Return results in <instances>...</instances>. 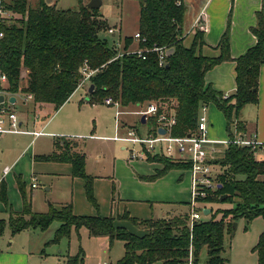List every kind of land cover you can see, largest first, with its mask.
<instances>
[{
  "label": "trees",
  "instance_id": "obj_1",
  "mask_svg": "<svg viewBox=\"0 0 264 264\" xmlns=\"http://www.w3.org/2000/svg\"><path fill=\"white\" fill-rule=\"evenodd\" d=\"M138 1V33L145 39L139 47L173 49L165 67L159 66L155 52L147 53L145 60L130 53L135 41L131 37L124 41L122 56L115 59L119 53L99 36L102 30L108 29L106 21L99 10L89 9L83 0H79V10L57 9L46 0H39L35 8L28 0L4 2V10L19 14L21 18L4 20L0 27L4 35L0 41V70L8 79L2 90L14 95H32L35 108H50L46 119L77 91L84 78L82 70L87 66L96 71L90 80L95 89L88 95L92 105L104 104L108 98L119 101L122 107L161 104L176 115L172 136L186 137L196 132L202 106L213 103L224 114L229 132L236 122L238 132L244 130L241 121L244 108L259 102L260 70L264 66V11L256 14L257 26L251 29L257 44L244 55L236 59L231 57L229 21L218 46L220 55L206 57L201 54L206 45L203 31H197L189 47L184 44L185 0ZM225 61L236 63L237 74V91L227 100L205 81L206 74ZM23 71L27 83L21 88ZM152 122L156 125L157 120ZM58 139L51 155L36 159L70 164L73 177L86 180V195L89 201L95 202L92 179L86 174V155L76 152L71 142L61 138L65 140L63 144ZM148 162L163 165L154 176L143 178L149 182L157 181L174 169L190 168L164 156H149ZM218 163L223 171L217 188L210 190L201 202L207 205L230 203L235 207L220 210V216L214 215L211 207L208 217L196 222L193 228L189 225L188 214L158 221L138 220L125 214L123 220L131 222L140 234L115 225L113 218L74 216L71 205L52 209L48 214H36L31 211L21 185L24 211L16 217L11 216L9 225L14 235L30 229L46 231L58 221L56 242L69 235L73 227L78 230L86 227L93 236L109 237L111 244L115 240L125 243V256L117 264H186L191 250L194 251V264H198L203 249L208 253L206 264H228L224 256L225 236L232 238L235 222L264 219V160H259L251 147L232 142ZM0 198L7 201L4 181L0 184ZM219 217L222 218L217 220ZM229 218L232 222H228ZM3 227L1 223L0 233ZM253 252L257 253L258 264H264V232ZM66 264H84L82 251L77 256H69Z\"/></svg>",
  "mask_w": 264,
  "mask_h": 264
},
{
  "label": "rangeland",
  "instance_id": "obj_2",
  "mask_svg": "<svg viewBox=\"0 0 264 264\" xmlns=\"http://www.w3.org/2000/svg\"><path fill=\"white\" fill-rule=\"evenodd\" d=\"M11 1L4 0L5 4H10ZM83 1L87 5L92 0ZM101 1L102 6L98 10L101 18L106 21L108 29L102 30L99 36L102 40L107 41L110 48L123 52L125 39L134 38L139 31V1ZM28 2L32 8H35L39 0H28ZM53 5L62 10H79L80 8L79 0H54ZM185 5L187 13L184 23V44L189 46L192 35H188L186 31L191 25L189 17L192 16V9L186 2ZM15 18L18 19L21 16L5 10L4 20ZM207 18V16L202 17L201 15L198 24L206 25ZM256 26L257 23L254 27ZM111 30L115 34L110 33ZM194 31L196 34L197 30ZM134 47L132 46V48ZM26 83V74L23 73L20 87H25ZM87 86L79 88L74 93L69 103L64 107L65 110L58 117L55 112H52L45 119L50 113L48 111L47 115L35 122L40 110L30 102H27L30 105L24 106L25 98L21 95L22 93H18L20 94L17 96L18 102L15 106L12 105V110L14 109L13 111L18 117L20 116L19 119L22 117L26 120L20 128L21 132L26 129L30 131L42 130L45 125L43 120L47 122L53 117L51 120V122L54 121L53 125L44 131L48 134L55 133L49 135L59 138L58 141L63 144L65 140L68 143L71 142V146L76 148L74 149L76 152L86 155V174L92 179L95 202L89 201L86 195V180L74 178L72 168L69 169L64 164L63 170L57 172L46 163L35 161L36 155L49 154L54 149L53 143L56 138L42 137L33 141V137L28 135L9 134L7 137L4 136L6 140L3 144V140L0 142V149L3 148V153H0V184L5 181L7 201L4 202L0 198V224L4 223L3 231L0 233V254L14 253L22 258L23 264H66L69 256H77L81 251L84 264H117L125 256L124 242L115 240L111 244L109 237L93 236L86 227L79 230L73 227L69 235L56 242L55 238L60 228L58 221H55L46 231L30 229L13 235L9 225L10 217H16L18 213L24 211L25 207L19 185L23 186L33 213L48 214L52 209L60 210L66 205H71L74 216L113 218L115 225L125 223L123 226L133 233L138 229L131 222L123 220L125 214L138 220L153 221L168 220L190 214L191 181L188 169L184 166L174 169L160 180L158 179L159 181L149 182L141 179L138 175L146 174L152 168L161 169V164L132 160L130 151L132 146L114 140L116 136L125 137L126 130L123 131L122 127H118L122 122L128 123L129 128H138L142 134L153 128L152 121L142 124L143 116L137 114L144 110L146 105H131L121 109L105 104L92 105L86 96ZM213 110L208 105V117L218 122L217 125H214V137L226 139L229 136L226 122L215 116V113H212ZM119 111L124 113L119 117L121 123L117 118ZM65 112H69L66 119H64ZM242 113L246 121H249L248 117L256 116L253 106H248ZM200 114L203 115V112L201 111ZM66 120L72 121L74 124L71 125L72 122L68 123ZM231 134L233 137L236 134L234 127L231 128ZM4 137L2 138L4 139ZM122 146L127 149L122 150ZM227 148L225 145L214 147L213 176L216 183L220 181L219 176L223 171L218 161L224 158ZM20 154L21 157H19ZM256 157L259 160H264V155ZM171 161L187 164L178 160ZM7 168L10 169V173L8 176H3V172ZM65 168H68V171H65ZM33 178H36V182L32 180ZM33 183L38 185V189H32ZM197 207V211L200 213L204 209L210 212L212 207L213 214L220 216V210H230L235 206L230 203L207 205L201 202ZM207 217L203 216L202 220ZM221 218L219 217L217 220ZM228 222H232V219L229 218ZM235 224L237 227L234 226L232 238L228 235L225 236L226 252L224 256L228 259V264H258V256L253 252V249L264 232V219L258 218L250 223L245 219H239ZM207 259V250L203 249L198 264H206Z\"/></svg>",
  "mask_w": 264,
  "mask_h": 264
},
{
  "label": "crops",
  "instance_id": "obj_3",
  "mask_svg": "<svg viewBox=\"0 0 264 264\" xmlns=\"http://www.w3.org/2000/svg\"><path fill=\"white\" fill-rule=\"evenodd\" d=\"M185 2L188 4L189 8L192 9V16L189 17L191 25H190V27L188 26L189 28H187V31L185 30L186 33L188 32V35L189 34L192 35V40H193V37L195 35V31L192 29L193 26L196 24L198 19L201 18V15H202V17H204V16L208 17L206 20V25H205L206 29L204 31V40L206 42V45L203 46V48L201 49V54L203 56L217 57L220 55L221 52H220L218 46H219V43L221 41L222 36L224 35V33L227 30L229 21H230L231 57L233 59H236V58L244 55L249 49H251L252 47H254L257 44V38L251 33V28L254 27L257 23L256 14L258 12L264 11V0H233V2H232V0H196V1L195 0H186ZM53 4H54V0H52V2H51V5H53ZM196 7H198V9H196ZM185 18H186V15H185ZM188 35H186V36H188ZM134 42H136V43L133 44L132 46L134 47V45H136V47L132 48V46H131L130 51H136V50L140 49L139 43L137 41H134ZM191 43H192V41H191ZM189 46H187V47H189ZM23 73L26 74L25 71H23ZM23 73H22V75H23ZM236 77H237L236 63L233 61H225V62L217 65L216 67H214L212 70H210L206 74L205 81H206V84L210 85L213 88V90H215L216 92L221 93L223 95L227 94L229 96H233L237 91ZM90 85L91 84H89L87 86L88 92L86 93V96L88 98V102H89L88 95H89ZM82 88H84V87H82ZM4 94L8 100L12 97L15 98V103L12 104L13 106H15L17 104V102H18L17 96H19L20 94L14 95V94H12L10 92H6V91H4ZM21 95L24 96V98H25V102L23 103L24 106L30 105L27 102H30L31 104L33 103V101H27L25 95H23V94H21ZM67 103H69V101ZM67 103L65 105H63L57 112H55V115H57L56 117H58V115L63 113V111L65 110L64 107H66ZM209 106L214 109L213 110L214 112H212V113H215V116H217L220 119L222 118L223 120H225L226 130L229 134L228 138H226V139H216L214 137L213 130L215 128L214 125H217L218 122L216 120L212 119L211 117H209V140H210V143L208 144V147L212 152H214V147L216 145H225L228 147L229 142L231 140H234L235 138H238V137H242L246 140H251L254 137H256V140L259 143L264 144V66L260 70L259 102L256 105H254V104L253 105H247L243 110V112H244L248 106H253L255 111H256V116L253 118L248 117L249 121H246V120H244V117H243L244 114L242 113L241 121L244 122V130H242L239 133L238 129H237V124H236L237 122L234 123L232 126V127H234L235 132H236L234 139L231 138V136H232L231 130H230V132L228 131L227 121H226L222 111L217 107V105H215L213 103L210 104ZM10 108L12 110V106ZM38 110H40V114H38L37 116L35 115L36 116L35 122H38L37 120H40V118H43L45 115H47V112L50 111V108L43 107L42 109H38ZM212 113H211V115H212ZM68 114H69V112H65L64 119L67 118ZM19 118H20V116H19ZM52 119H53V117L47 122H46V120L45 121L43 120V122H45V125H43L42 130L30 131V130L26 129L25 131H23V133L13 134V135H28V136L33 137V141H36L37 139H40L42 137H54V136H51L49 134H55V133H49L48 134V133H46V131H44L45 129H49L53 125L54 121L51 122ZM25 121L26 120L21 117V119H20V122L22 124L21 127L23 126ZM66 122L69 123L72 121L66 120ZM120 123H121V121H120ZM70 124L73 125L74 123L72 122ZM127 124L128 123L122 122V124H120V128L122 127L123 131L127 130L129 128V126H127ZM120 131H121V129H120ZM36 132H42V135L36 137L35 136ZM8 135L9 134L5 135V137H7ZM5 137H4V139L2 138L0 140V142L3 140L2 144L6 140ZM54 138L57 139V137H54ZM54 143H55V141H54ZM54 143H53L54 149L49 154L36 155L35 161H38L36 159L37 157L51 155L55 150ZM2 144H1V147H2ZM126 149H127V147L122 146V150H126ZM0 150H1L0 153H3V148H1ZM21 154L19 157H21ZM38 162H42V161H38ZM43 163H46L48 166L51 167V169H53L57 172L63 170L62 167L64 164L67 165L69 169L72 168L71 165L68 163H56V162H43ZM68 168H65V171H68ZM160 168L163 169L162 164H161ZM161 169H158L157 167H156V169L152 168L148 173H146V174L143 173V174H140L138 176L141 179L151 177V176H154L156 174V171L161 170ZM9 173H10V169L8 168V171H6V169H5L3 172V176H8ZM31 187H32V185H31ZM32 189H38V185L36 188L32 187ZM123 222H125V221H123ZM124 224L125 223L119 224V225L123 226ZM135 231L138 233H141V231H139V230L138 231L135 230ZM136 232H134V233H136ZM0 264H23V263H22V258H20V256H18V255H15L14 253H2V254H0Z\"/></svg>",
  "mask_w": 264,
  "mask_h": 264
},
{
  "label": "built area",
  "instance_id": "obj_4",
  "mask_svg": "<svg viewBox=\"0 0 264 264\" xmlns=\"http://www.w3.org/2000/svg\"><path fill=\"white\" fill-rule=\"evenodd\" d=\"M4 0H0V27L3 24L5 18V10L3 8ZM204 27L202 30L201 28ZM197 31H205V25L198 24V21L192 28ZM110 33L115 34L113 30ZM4 37L3 33L0 31V41ZM134 40L141 45L145 42L139 33H136ZM116 50V49H115ZM171 49L168 47H154V48H140L136 51H130L132 54H137L139 57L146 59V54L155 52L158 54L159 66L165 67L167 65L168 53ZM118 52V51H117ZM119 58L122 56L123 52H118ZM84 78L79 84V88L89 85L90 80L96 71H91L86 66L82 70ZM8 83L7 76L3 74L0 70V96L4 94L2 87ZM224 100L230 98L229 95L224 94L222 96ZM27 101H33L32 95H26ZM107 106H112L121 109L122 105L119 101H115L112 98H108L104 101ZM11 103L5 97L4 103H0V139L7 134H20L21 132V122L18 115L11 110ZM208 106H202L200 112L203 115H199L198 128L196 133L186 136V137H174L172 136V128L176 124V115L173 110H169L166 107H162L158 103H150L146 105V108L142 111L137 112V114L146 116L147 121H153L156 119V125L153 124V128L147 133L142 134L141 131L136 127H130L126 130L125 137L120 138L115 137V141H121L128 143L132 146L130 150L132 155V160L148 161L149 156H164L171 160H178L181 162H186L189 168L190 181H191V212L189 214V225L193 228L196 222L202 220L204 216L203 212L197 211L199 203L201 200L206 199L209 195L210 190H216L217 183L214 182L213 167L215 161V153L212 152L208 144L209 140V117L207 115ZM124 114L119 111L117 118ZM120 122V121H119ZM120 127V125L118 126ZM163 129L166 131L165 135L159 133V130ZM42 135V132H36L35 136L38 137ZM235 143L240 146L251 147L255 152L256 156L264 155V144L259 143L254 137L251 140H246L242 137L235 138L231 140L230 143ZM8 171V168L6 169ZM215 172V171H214ZM36 182V178L32 179ZM33 188L37 187V184H32ZM205 210V209H204ZM194 251L191 250L188 262L186 264L194 263Z\"/></svg>",
  "mask_w": 264,
  "mask_h": 264
},
{
  "label": "water",
  "instance_id": "obj_5",
  "mask_svg": "<svg viewBox=\"0 0 264 264\" xmlns=\"http://www.w3.org/2000/svg\"><path fill=\"white\" fill-rule=\"evenodd\" d=\"M46 2H47L48 4H51L52 0H47ZM101 6H102V1H101V0H92L89 4H87V7H88L89 9H96V10H98V9L101 8ZM201 29L203 30L204 27H202ZM173 52H174V50L171 49V50L169 51L168 55L171 56V55L173 54ZM94 89H95L94 85H90V88H89V94H92L93 91H94ZM4 101H5V96L1 95V96H0V103H4ZM9 102H10L11 104H14V103H15V98H14V97L10 98V99H9ZM142 124H146V116H143V117H142ZM159 133L162 134V135H165V134H166V131L163 130V129H160V130H159ZM224 197H225V196H224ZM209 213H210V212H209L208 210H204V212H203L204 216H208ZM234 226L237 227V224H235Z\"/></svg>",
  "mask_w": 264,
  "mask_h": 264
}]
</instances>
